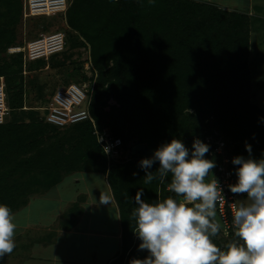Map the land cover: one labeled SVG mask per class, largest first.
<instances>
[{"label":"trees","instance_id":"16d2710c","mask_svg":"<svg viewBox=\"0 0 264 264\" xmlns=\"http://www.w3.org/2000/svg\"><path fill=\"white\" fill-rule=\"evenodd\" d=\"M68 1L64 13L24 18V0H0V77L9 108L0 124V220L59 186L67 175L103 173L122 223L121 252L106 264H191L198 255L207 257V264H223L221 251L235 257V240L245 234L224 230L202 197L198 163L204 157L209 168L214 155L211 145L197 146L196 140L218 131L233 174L264 180V110L252 101L251 89L254 15L197 0ZM58 15L69 30L64 31L65 50L51 55L50 64L65 66L66 57L58 63L56 56L71 43L90 45L92 77L71 66L63 86L93 84L89 110L95 125L89 119L63 127L47 121V107L60 87L46 98V85L35 86L39 105H28L32 89L25 81V72L43 69L45 58L30 61L28 68L23 52L5 58L10 47L42 33L24 38L20 25L40 18L39 25L48 29L46 18ZM96 130H110L123 141L122 155L109 165ZM129 136L158 154H126L132 147ZM190 196L194 201L185 204L184 238L159 236L160 242L146 249V241L134 238L136 229L159 213L171 222L172 198ZM261 202L264 207V198ZM81 211L76 205L67 212L62 227L75 226ZM251 251L264 264V247Z\"/></svg>","mask_w":264,"mask_h":264},{"label":"built area","instance_id":"2783aa9c","mask_svg":"<svg viewBox=\"0 0 264 264\" xmlns=\"http://www.w3.org/2000/svg\"><path fill=\"white\" fill-rule=\"evenodd\" d=\"M68 0H24V18L34 16H51L57 13H64L69 7ZM66 48V34L64 31L42 32L36 39L28 40L23 46H13L8 49L10 54L18 52L24 53V59L33 61L41 58H49L51 55L61 53ZM93 90L89 84L75 83L63 86L52 96L47 107V121L58 126H65L77 122L91 120L89 105ZM9 108L6 100L5 82L0 77V124L4 123ZM98 141L103 148L108 160V165L114 159L122 155L123 141L115 136L112 131H95ZM202 143L211 145L210 155L220 156L221 163L216 169L213 183L207 192V199L211 202V209H214L226 230L233 233L242 230L240 227V208L237 203L238 195L255 194L264 198V180L253 182L249 178H237L229 169L230 158L225 152V140L223 136L214 131L207 134L204 138L196 140V145ZM219 157V158H220ZM191 162L194 161V154L189 156ZM220 161V160H219ZM193 166L188 168V178H192ZM194 201L193 197H187L181 201L172 198L169 204L171 222H164L162 216L156 217L155 221L148 225L136 229L134 238H141L147 241L152 237L166 236L168 234H178L181 238L186 236L183 229V219L185 217V204ZM260 228L264 227V207L261 208L259 216ZM140 230H142L140 232ZM243 231V230H242ZM243 239H236L234 246L238 247L236 256H229L227 253L220 252L223 260H231L234 264H261L259 258L251 251L254 246L264 247V237L260 234L244 232ZM210 260L205 256H194L191 264H207Z\"/></svg>","mask_w":264,"mask_h":264},{"label":"crops","instance_id":"0c3cea01","mask_svg":"<svg viewBox=\"0 0 264 264\" xmlns=\"http://www.w3.org/2000/svg\"><path fill=\"white\" fill-rule=\"evenodd\" d=\"M209 1L250 6L252 0ZM35 200L41 206L49 203L50 208L43 207L39 216L32 219ZM76 205L82 210L77 223L71 229H64L61 220ZM23 211L26 220L13 218L19 211L0 220V255L6 262L10 258L15 264H106L121 252L120 210L106 174L67 175L56 188L32 197ZM108 218L116 224L110 230Z\"/></svg>","mask_w":264,"mask_h":264},{"label":"rangeland","instance_id":"374dc122","mask_svg":"<svg viewBox=\"0 0 264 264\" xmlns=\"http://www.w3.org/2000/svg\"><path fill=\"white\" fill-rule=\"evenodd\" d=\"M201 1H209V0H201ZM221 1V0H219ZM230 1V0H227ZM236 2H239L238 0H235ZM224 2V0H222ZM215 3V2H212ZM219 3V2H217ZM215 3V4H217ZM219 7L227 10L232 9H238L240 11L248 12L249 14L254 15V19L252 22V48H251V61L252 66L254 67L253 75H252V83H251V89H252V101L256 103L258 106H260L264 110V0H252L251 4H237L234 3L233 5H230L229 3H219L217 4ZM232 6V7H230ZM249 10H247V8ZM261 18V19H259ZM40 18H35L30 20L27 24H22L19 26L18 32H22L24 38H30L34 34H38L39 32H47V31H67L69 30L65 19L63 15L61 16H54L51 18H46V21L48 22V25L50 26L48 29H43L44 27L40 23ZM41 26V28H39ZM39 35H37L38 37ZM70 47H68L67 51L65 52V56L63 54H59L56 57V61L59 63L61 62L64 57H66L65 66H58L53 67L51 62V57L45 59L46 65L43 69H37L35 71H26V85L28 88L32 89V93L29 95L30 102L28 105H39L38 101L36 100V89L35 86L40 87L41 85H46V98L50 97L53 90L57 88L63 87L65 84V80L67 77V71L68 69L72 67H79L81 66V74L87 75L89 78L92 77V65H91V56H90V45H83L81 43L79 44H70ZM9 52L5 54V58H9ZM3 57V55H0ZM27 63L26 67L28 68L29 60H25ZM257 62L260 64L256 65ZM72 66V67H71ZM67 67V68H66ZM86 84H89V86L93 87L92 83L90 81H87ZM43 110V109H42ZM130 142L128 143V146L134 145V139L132 136H129ZM129 148V147H128ZM129 151L127 150V153L129 155ZM127 155V156H128ZM141 158V157H140ZM128 160H133L128 159ZM218 158L216 155L211 157L209 168L207 167V160L206 158H202L198 163V185L201 192L202 197H204L211 206L210 200L207 199V193H203V180L207 178L209 182L213 183L216 167L218 163ZM131 161V162H135ZM263 199V198H262ZM258 195L255 194H247V195H238L237 197V203L240 208V227L241 229L246 233H252V234H260L264 237V227L260 228L259 225V216L261 208V200ZM43 207H49V203H45L43 206L39 205L38 201L35 200L32 205V212L31 215L32 219H35V215L38 217L39 213L42 212ZM24 208L19 210L17 212L16 218L18 221L26 220L24 218ZM214 210V209H213ZM34 212V213H33ZM20 213V214H19ZM33 213V215H32ZM221 227L226 230V228L222 225L216 211L212 212ZM10 218V217H9ZM109 219V218H108ZM12 220V219H10ZM63 220V218H62ZM61 220V221H62ZM112 226H116L115 222L110 218L107 222V228L110 230ZM4 237V236H3ZM160 242V238L158 237H152L149 240H147L144 243V248L157 245ZM4 259V260H3ZM0 260L3 261V264H15L12 259L9 258V262H6V258L2 257V254L0 255ZM15 261V260H14ZM17 262V260H16ZM223 264H232L231 261H226Z\"/></svg>","mask_w":264,"mask_h":264},{"label":"water","instance_id":"95a60500","mask_svg":"<svg viewBox=\"0 0 264 264\" xmlns=\"http://www.w3.org/2000/svg\"><path fill=\"white\" fill-rule=\"evenodd\" d=\"M131 153L142 158L153 157L158 154V149L150 148L146 143H136L131 147ZM210 187V182L207 178L203 180V193H207Z\"/></svg>","mask_w":264,"mask_h":264},{"label":"clouds","instance_id":"9594fccd","mask_svg":"<svg viewBox=\"0 0 264 264\" xmlns=\"http://www.w3.org/2000/svg\"><path fill=\"white\" fill-rule=\"evenodd\" d=\"M52 16V15H51Z\"/></svg>","mask_w":264,"mask_h":264}]
</instances>
